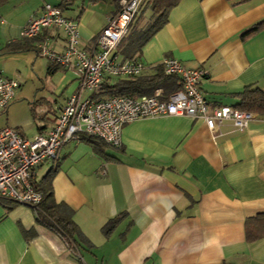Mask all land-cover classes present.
<instances>
[{"label":"crops","instance_id":"crops-1","mask_svg":"<svg viewBox=\"0 0 264 264\" xmlns=\"http://www.w3.org/2000/svg\"><path fill=\"white\" fill-rule=\"evenodd\" d=\"M147 1L139 10L141 27L151 16ZM44 3L77 21L87 51L115 13L111 0H7L0 6L2 75L14 77L24 62L43 69L39 92L29 101L19 84L0 113V128L27 138L9 122L19 103L32 114L37 135L48 131L69 95H92L80 88L73 68L37 52L41 42L61 50L60 29L44 28L29 48L5 51ZM262 19L264 0H179L137 58L147 69L165 57L204 68L200 90L209 106H235L246 86L264 91V27L243 36ZM114 53L122 59L119 47ZM252 115L241 130L230 119L209 129L201 118L162 115L125 123L119 147L97 139L65 142L54 161L37 166L32 182L50 183L54 201L71 209L78 246L71 251L37 223L29 205L0 198V264H264V236L248 237L256 229L248 219L264 212V114Z\"/></svg>","mask_w":264,"mask_h":264},{"label":"built area","instance_id":"built-area-1","mask_svg":"<svg viewBox=\"0 0 264 264\" xmlns=\"http://www.w3.org/2000/svg\"><path fill=\"white\" fill-rule=\"evenodd\" d=\"M143 0H120V7L94 39L87 51L80 45L77 21L64 16L60 6L44 3L21 27L20 37H35L42 29L55 27L64 36V46L55 50L46 43L38 44V54L51 63L73 68L83 90H97L104 76H133L145 68L139 59H117L114 51L128 32L129 24ZM3 22V19H0ZM164 72L178 76L180 87L167 98L153 95H115L103 99L82 98L79 92L69 95L52 118L46 133L27 138L15 128H0V197L29 206L42 200V193L32 184L37 166L57 158L60 147L67 141L91 135L119 147L125 123L162 115H186L201 118L209 129L223 119H230L241 130L247 127L252 113L230 105L209 106L200 90L207 75L204 68H190L172 57L161 63ZM19 81L0 72V113L14 99Z\"/></svg>","mask_w":264,"mask_h":264},{"label":"trees","instance_id":"trees-1","mask_svg":"<svg viewBox=\"0 0 264 264\" xmlns=\"http://www.w3.org/2000/svg\"><path fill=\"white\" fill-rule=\"evenodd\" d=\"M6 1L7 0H0V6ZM178 1L179 0H148L146 4L148 5V8L151 9V16L142 27L140 26L139 10L143 5L144 0L141 2L137 13L129 24L127 34L118 45L119 54L122 55V59H138V54L144 42L156 29L165 23L169 9ZM111 2L115 7V12L118 11L120 0H111ZM261 27H264V19L254 23L246 29L243 32V36L255 32ZM35 37H20L17 41L9 42L5 46V51L27 49L29 48L31 39ZM179 87L178 76L165 73L163 66L157 64L149 69L145 67L138 75L106 77L100 87L97 90L92 91L90 98L99 100L115 95H153L156 90H159V97L165 99L170 93L176 91ZM241 94H243V96L240 104L235 105L234 107L247 110L251 113L255 112L264 114V91L258 87L248 85ZM81 138L86 139L93 144L99 143L97 140H100L86 134L82 135ZM32 184L35 189L42 193V200L35 207L30 206L34 211L35 221L55 231L63 238L67 247L71 251H74V246H78V242L74 236L78 232V229L72 219L71 209H69L64 203H57L54 201L50 183L45 182L43 184H35L32 182ZM248 220L253 223L251 226L252 229L256 228L253 235L248 236L249 239L252 240L264 236V212L258 213L256 216L249 218Z\"/></svg>","mask_w":264,"mask_h":264},{"label":"rangeland","instance_id":"rangeland-1","mask_svg":"<svg viewBox=\"0 0 264 264\" xmlns=\"http://www.w3.org/2000/svg\"><path fill=\"white\" fill-rule=\"evenodd\" d=\"M16 68L18 69H15L13 76L19 81L20 88H22V91L27 94L26 96L30 101L32 99L31 96L39 92L38 88L42 87L43 85V69H40L37 65L35 69H33L30 64H27L25 62L20 63ZM18 89L19 88H17V90ZM9 122L13 126L14 124H18L15 126H20L24 130L28 138H33V136H36L35 134L33 135V133L36 131V126L33 122L32 114H30L29 109L25 104L19 103L12 110V113H10L9 115Z\"/></svg>","mask_w":264,"mask_h":264}]
</instances>
